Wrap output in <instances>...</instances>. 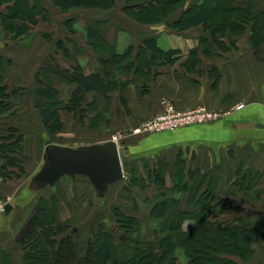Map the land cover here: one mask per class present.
Masks as SVG:
<instances>
[{
	"label": "crops",
	"instance_id": "obj_1",
	"mask_svg": "<svg viewBox=\"0 0 264 264\" xmlns=\"http://www.w3.org/2000/svg\"><path fill=\"white\" fill-rule=\"evenodd\" d=\"M186 1V5L174 15L175 20L192 5L198 3L194 0L191 3L189 0ZM232 1L237 7H252L254 12L264 13V0ZM33 3L34 0L30 1V5ZM113 9L97 10L104 13ZM58 10L61 11L59 8ZM6 11L7 4H4L0 7V12L5 13ZM42 20L43 18L39 16L38 23L32 26L30 33L18 38L20 42L16 54L18 60H14L12 56L5 53L11 48L10 44L0 42V56L4 62H13L16 71H20L15 76H13L14 74L9 75L7 71L6 76L1 74L4 81L9 82V84H4L11 87L10 93L14 90L22 95L26 93V90H23L28 87L26 84H22L25 83V77L24 72L21 71V65L18 63L27 54L26 51L31 38L35 34L38 35L35 28L39 27ZM102 20L107 22L109 19ZM0 23H3L2 17ZM136 23L143 25L141 27L147 34L140 32L137 34L136 31L133 32V28L121 27L123 30L119 32L120 34L118 33L119 36L115 34L109 40L118 54L131 49L133 58H136L143 47L144 40L154 38L161 49L178 50L180 60L175 64L153 68L149 71L147 78L133 70L128 76H121L123 81L129 80V83L124 92L116 91L110 94L114 102L112 106H115L116 111L119 109L121 113H124V106L117 101V98L120 100L123 96L126 99L125 107L129 112H126L124 116L129 120L131 129L160 113L164 99L172 101L180 110L205 106L212 111L221 113L222 117L211 123L185 127L173 132L132 135L131 140L123 138L121 145L128 149V157L123 161L124 170L127 172L128 166L133 162L138 166L136 169L144 174L142 176L149 179L152 173L161 166L166 176V186L169 189L173 186L172 178L176 168L181 165L184 167V181L194 190L200 189L199 195L210 191L216 197V201L227 200L226 203L228 204L224 208L225 212H223L225 218L231 216L227 214L230 209L239 212L240 216L222 219L225 221V225L245 224L247 219L250 220L254 216L261 219L253 221L250 225L247 224L248 226L253 227L259 222L264 224V43L258 49L255 48L252 42L253 25L244 23V28L236 34H230L228 30L226 36L220 39L227 50H217L213 55L207 57L202 51L199 37L194 35L203 29L202 26L181 32L171 28L170 23L146 25L135 21ZM89 27L91 26L87 25L84 30L83 42L84 47L87 48L86 54L90 53L88 48H91L86 34ZM145 28H151L152 31L148 32ZM101 34L105 37L104 33L101 32ZM123 35L127 36L128 39L125 45L121 42ZM67 38L74 48L82 46L78 45L71 36L68 35ZM194 49H198L199 62L195 67H186L184 63L188 60L190 51ZM67 51L68 56L63 52H56L67 61L74 59L71 47H67ZM86 54H76V59L79 62L77 65L63 67L60 65L61 63H55L54 66L70 71L74 67H80L86 74L90 72L101 73L102 66L98 57H93L91 54V59L86 57ZM45 58L41 59L42 63H44ZM34 60L35 58H31L29 62H34ZM88 62H92L96 69L87 71L85 66ZM42 63L38 64L35 76L39 74V79L47 83L44 76V79L40 76L45 66ZM49 79L51 82L57 81L52 76ZM1 84L0 86H2ZM40 87L43 88L44 86L37 81V86L34 88L36 97V91ZM56 89L58 90V87ZM75 90L76 87L71 89L70 99ZM58 97L64 103H69L70 99L66 100L62 97L60 91ZM85 97L89 99L86 100L87 105H96L99 109L97 110L98 113L103 111L106 105V97L97 93H87ZM116 102L117 105H115ZM87 105L84 109L87 111L86 124L89 127L92 114L89 113L90 108ZM240 105L244 106L238 109ZM16 108L19 109V105H11L0 118L6 117ZM28 112L25 113L24 111L15 116V121L10 122L7 129V131L16 129L15 135L17 137L22 136V151L16 150L17 152L12 153L11 156L22 161L24 174L13 165L6 167L7 160L0 156V199L5 200L10 205L9 211L0 217V254L7 252L11 257L12 264H26L24 262L26 252L20 248V237L40 204L38 200L41 195L38 196L37 194L41 190H54L56 184L61 180L54 186H38L33 181L45 165L48 141L53 144L76 148L46 138V136L55 134L46 131L39 110L36 106H32L29 107ZM64 112L69 113L66 110L60 112L62 123ZM6 120L8 119L6 118ZM11 134L8 132L4 134V131H0V138L8 137ZM111 140L112 138L103 143L81 144L78 147L103 145ZM191 157L195 166L189 162L181 163L180 161L182 159L185 162L190 161ZM168 175L170 185L167 181ZM80 176L88 179L82 175L75 178ZM168 193L173 194L170 190ZM176 194L175 196L182 202V210L191 211L190 191ZM230 199L232 200L230 201ZM159 200H163V198L158 199L156 203ZM260 239L264 240L263 233L258 235L257 240ZM255 258L254 256L253 260Z\"/></svg>",
	"mask_w": 264,
	"mask_h": 264
},
{
	"label": "trees",
	"instance_id": "obj_2",
	"mask_svg": "<svg viewBox=\"0 0 264 264\" xmlns=\"http://www.w3.org/2000/svg\"><path fill=\"white\" fill-rule=\"evenodd\" d=\"M30 1L0 0V7L7 4V11L0 12V18L2 17L5 28L11 30L16 38L29 34L32 26L38 23L39 16L44 20L47 18L46 9L42 5L43 0H34L33 5H30ZM117 1L119 0H52L54 5L64 13L76 9L109 10L116 7ZM214 2H220L219 9L217 3ZM185 5L186 0H125L123 12L138 23L146 25L170 23L171 28L181 32L202 26L211 35V38L201 39L204 54L215 53L214 45L222 47L220 48L222 51L227 50L224 43L220 41L219 35L227 34L228 30L230 34H236L244 28V23L253 25L252 42L255 48L258 49L264 43V13L254 12L252 7H237L232 0H205L202 5H192L175 20L174 15ZM86 34L89 43L97 50L102 66L101 73L86 74L80 67H74L70 71L59 66H52L48 70L53 71L63 81L76 85L71 102L64 103L59 99V91L53 86L47 74H43L47 83L40 79L37 80L44 87L37 89L38 99L35 105L43 118L44 127L50 134H57L63 128L61 111L76 112L80 109L86 112L81 104L87 93H97L110 100L112 97L110 94L115 91L111 86L115 85L116 91L122 93L129 83V80L123 81L121 76H128L133 70L147 78L149 71L153 68L175 64L180 60L178 50H163L158 47L154 38L144 40L139 54L133 58L131 49L118 54L110 43H108L110 49L107 54L101 45V41L105 42L104 37L97 28L89 27ZM65 54L68 56L67 50ZM198 58V49H194L190 51L184 65L190 68L195 67L199 62ZM0 62H4L1 56ZM118 72L120 76L117 75ZM0 78L2 79L1 75ZM17 94V90L10 93L6 85L0 86V117L11 106V98ZM120 99L125 105L127 104L123 96ZM10 132L12 133L10 136L0 138V156L7 160L6 167L13 165L24 174L22 161L11 156L12 153L17 152L16 150L22 151V136L15 135L16 129H10ZM180 161L185 163L183 159ZM151 178L157 189L161 190V194L158 195L159 199L166 198L159 200L152 210L154 212L160 207L166 209L163 219L165 220L164 227L162 232H157L158 237L159 233L161 234L158 246L152 243L147 248L138 246L139 251L135 250L133 257H130L127 263L122 254L116 256L114 253L117 245L112 239L113 235L101 228L94 232L96 236H102L101 241L97 242V239L93 238L87 241L83 255L80 256L77 243L72 236L57 239L56 234L64 233L65 229H59L58 226V232H55L56 217H53V221L40 217L42 212L53 208V202H55L53 200L51 204L44 199L43 204L40 203L35 210L26 226V233L22 237L23 241H30L31 247L28 255L24 256L26 264H86L93 259L94 264H159L160 260L163 261L162 264H182L174 255L178 247L182 248L188 264H236L237 262L232 257H238L244 262L252 260L258 235L263 233L264 238V224L259 222L253 227L244 224L225 225L220 214L224 212L228 204L227 200L216 201V197L210 191L199 195L200 189L194 190L184 181V167L181 165L173 175V186L169 189L166 186V176L161 166L152 173ZM148 185L151 184H146ZM168 190L173 193L189 190V204L192 210L183 211L182 202L176 196L166 197ZM187 220L196 221V224L186 232L183 229V222ZM122 227H128L125 229L130 231L129 228L132 226ZM110 237L114 249L109 243ZM94 251L97 253L101 251V253L92 255ZM0 264H12L7 252L0 254Z\"/></svg>",
	"mask_w": 264,
	"mask_h": 264
},
{
	"label": "rangeland",
	"instance_id": "obj_3",
	"mask_svg": "<svg viewBox=\"0 0 264 264\" xmlns=\"http://www.w3.org/2000/svg\"><path fill=\"white\" fill-rule=\"evenodd\" d=\"M189 1V3H191L192 0ZM194 1H198V3H196L197 5H202L205 0ZM42 3L46 9L45 13L47 18L45 20L47 21L44 22L43 19L39 27L35 28V30L37 29L36 33L38 35L35 34L33 38H31L28 43L29 47L26 51L27 54L25 57L20 59V62L18 63L21 65V71L24 72L25 77V83L22 84H26L28 88L23 90H26L25 94L22 95L18 93L17 96L11 98L10 100V105H19L20 108H16L7 114L6 117L0 118V131H4V134L6 132L11 133L10 131H7V129L10 122L15 121V116L24 111L25 113H29V107L31 108L32 106H36L35 104L38 97L35 96L34 88L37 86L39 74H37V76H35V74L38 64L42 63L41 59L43 57L46 58L44 63H42L45 66L40 74L41 78L44 79L43 74H47L48 77L52 76L57 80H55L56 82H51L53 86L56 88L58 87V91H60L62 97L66 98V100L70 99L71 89L76 87V85L63 81L58 75H55L53 71L50 72L48 70H50L49 68L54 66L55 63H61L60 65H63V67H70L79 63L76 59V54H86L87 48L84 47L83 41L84 30L87 25L93 26L100 32L104 33L105 42L101 41V45L107 54L110 49L108 46L110 38L123 30L121 27L133 28V32L135 33L136 31L137 34L138 32L147 34L143 30L144 28L141 27L143 25H138L137 23L135 24V21L130 19V17L123 12L125 0L118 1L113 10L109 12L106 11L104 13L97 9H76L71 12L64 13L56 8L52 0H43ZM214 3H217L216 5L219 9L220 2ZM28 7L32 9L31 6ZM106 18L109 20L104 22L102 19ZM218 24L219 22L217 25ZM145 29L148 32L152 31L151 28ZM68 35L71 36V38L76 41L78 45L82 46L74 48L67 38ZM194 35L199 37L200 44L202 38H211L209 32L204 28L199 33H195ZM225 36L226 34H220L219 38L222 39ZM122 37L121 42L125 45L128 41L127 36L123 35ZM0 42H8L11 48L5 53L12 56L14 60L19 59L16 57V54L18 53L17 48L20 42L11 30L5 28L4 22L0 23ZM36 46L39 48H36ZM214 46L215 51L222 48L217 45ZM67 47H71L74 55V59L69 61L63 59V57L56 52L59 51L60 53L63 52V54H65ZM90 47L91 48H88L90 53H87L85 56L92 59V56L90 55L93 54V57H98L95 47L92 45H90ZM204 55L208 57L213 55V53L211 54V52H209ZM31 58H35V60L30 63L29 60ZM15 63H17V61H15ZM13 64V62H0V75L3 74L6 76V71L9 75L14 74L13 76L20 73V71H16V66H13ZM85 68L87 71H91L96 69V66L93 65L92 62H88ZM117 75L120 76V72H118ZM4 83L9 84L8 81L6 82L3 78H0V84L3 86ZM7 87L9 89L11 88L10 86ZM111 87L115 90L113 92H116L117 87L115 85ZM71 99L69 102H71ZM86 100L89 99H86L85 97L81 107H85L87 105ZM117 101L124 106V113H121L119 109L116 111L114 108L115 106H112L114 103L113 97H111L110 100L106 99V105L101 113H98L97 110L99 109L96 105H87L88 108H90L89 113L92 114L89 127L86 124L88 119L87 111L84 113L78 109L76 112H64L62 114L64 123L62 130L55 135L46 136V138L53 139L54 142L68 144L77 148L81 144L103 143L107 139L113 138L114 136H119L129 140L132 135L140 136L153 134L149 132L135 133V130L141 127L150 118L141 122L137 127L131 129L129 120L124 116L126 112H129V110L125 107L126 105L122 99L119 100L117 98ZM18 102L21 103L19 104ZM115 105H117V102ZM6 118L8 120H6ZM188 162L195 166V162L192 157L190 161L185 163ZM131 163L132 164L128 166V171L126 172L124 170V178L110 185L104 196H100L89 180L81 176L75 179L65 176L56 184V188H54V190H41L40 193L37 194L38 196L41 195L38 201L42 204L45 200H48L51 204L53 200H55V202H53V208H49L42 212L40 217L50 221H53V217H56L57 226L55 227V232H58V226L60 227L59 229H65L64 233L56 234L58 240H61L68 235L72 236L77 243L79 255H83V250L87 245V241L92 238L97 239V242L101 241L102 236H96L94 232L102 228L106 232L113 235L111 236L117 245L116 249H114L111 244V237L109 238V243L114 249L116 256L122 254L127 263L129 258L133 257L134 251H139L137 249L138 246L141 248H147L151 243L156 244L157 246L159 245L158 241L161 238V234L159 233L160 236L158 237L157 232H162L164 227L165 220L163 219L166 209L165 207H160L154 210V212H152V210L156 205V201L159 199L158 192L161 190H157L152 178H144L142 176L143 173H140L138 169H136L138 166H136L133 162ZM176 169L179 170L180 167L177 166ZM167 181L170 185L171 182L169 175ZM148 183L151 185L146 186ZM175 195L177 194L168 193L166 197H172ZM231 200L232 199H230V201ZM121 212H123V214H121ZM223 214L224 213L220 214L221 219H231L233 217L240 216L238 211L231 209L229 210V213L227 212V214L231 215L230 217L225 218ZM242 219H244V217H242ZM260 219L254 216L250 220L247 219L245 224H243L250 225L253 221ZM195 224L196 221L187 220L183 222V229L187 232ZM124 225L132 226L129 228L131 230H126L128 227H122ZM25 233L26 228L23 234ZM22 237L23 235L20 237V248L26 252L24 254V256H26L31 248L29 244L30 241H23ZM254 249L256 253L254 254L256 257L254 260V257L249 262H244L238 257H232V259L237 262L236 264H264V240H256ZM100 253L101 251L98 253L94 251L92 252V255H100ZM174 255L178 257V261L182 264H188L187 257L184 255L181 247L175 249ZM162 263L163 261L160 260L159 264ZM86 264H94V259L89 260Z\"/></svg>",
	"mask_w": 264,
	"mask_h": 264
},
{
	"label": "water",
	"instance_id": "obj_4",
	"mask_svg": "<svg viewBox=\"0 0 264 264\" xmlns=\"http://www.w3.org/2000/svg\"><path fill=\"white\" fill-rule=\"evenodd\" d=\"M128 157V149L119 150L116 143L109 141L103 145L71 148L48 141L45 165L34 177L38 186H54L65 176L78 175L89 179L100 196L108 187L124 178L123 161ZM10 209L7 205L6 212Z\"/></svg>",
	"mask_w": 264,
	"mask_h": 264
},
{
	"label": "built area",
	"instance_id": "obj_5",
	"mask_svg": "<svg viewBox=\"0 0 264 264\" xmlns=\"http://www.w3.org/2000/svg\"><path fill=\"white\" fill-rule=\"evenodd\" d=\"M244 105H240L241 109ZM222 117V114L216 111L207 109L206 107H198L194 109L180 110L176 105L168 100L162 101V110L146 121L141 127L135 130V133L149 132L153 134L173 132L181 128L204 125L214 122ZM122 137L114 136L111 141L117 144L119 150ZM125 176V175H124ZM8 203L0 199V217L6 213Z\"/></svg>",
	"mask_w": 264,
	"mask_h": 264
},
{
	"label": "bare ground",
	"instance_id": "obj_6",
	"mask_svg": "<svg viewBox=\"0 0 264 264\" xmlns=\"http://www.w3.org/2000/svg\"><path fill=\"white\" fill-rule=\"evenodd\" d=\"M109 188V187H108Z\"/></svg>",
	"mask_w": 264,
	"mask_h": 264
}]
</instances>
